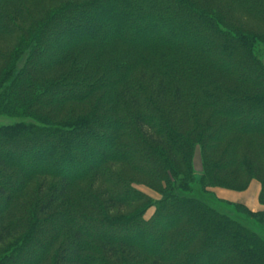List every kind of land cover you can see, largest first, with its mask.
Here are the masks:
<instances>
[{"label":"trees","instance_id":"16d2710c","mask_svg":"<svg viewBox=\"0 0 264 264\" xmlns=\"http://www.w3.org/2000/svg\"><path fill=\"white\" fill-rule=\"evenodd\" d=\"M1 38L0 112L32 121L0 127V264H264V212L205 200L256 180L264 203V0H0ZM141 183L171 193L150 220Z\"/></svg>","mask_w":264,"mask_h":264},{"label":"rangeland","instance_id":"374dc122","mask_svg":"<svg viewBox=\"0 0 264 264\" xmlns=\"http://www.w3.org/2000/svg\"><path fill=\"white\" fill-rule=\"evenodd\" d=\"M80 2H83V0H79ZM242 20H244L246 22V20L244 18H241ZM250 25V24H247ZM67 35V34H64ZM10 41V40H8ZM6 39L1 38L0 39V50H4L7 51L8 49V42ZM55 42V41H54ZM62 41L57 42L58 46H65L66 44L64 43H60ZM12 49V48H11ZM254 54L256 57H258V59L260 61H262V63L264 64V44L260 43V42H256V45L254 47ZM28 53H26L21 60L17 63V71L15 72V76L18 75L19 70L21 69L25 59L27 58ZM9 86L11 85L10 83L8 84ZM36 111V110H33ZM38 112V111H36ZM32 120L30 119L29 116H23L21 118H14L12 116H8L6 114H3L2 112H0V127H6V126H11L14 124H18V123H30ZM92 147L95 146H102L103 150L105 152L109 151V143L107 138L105 137H99V140L96 142H92L90 143ZM74 147L71 149V154L72 156L74 155H78L80 153L81 150L86 151V155H89V148L85 149L83 147H80L77 143H75V145H73ZM17 148V146H16ZM9 149L13 150V147H9ZM15 150V149H14ZM18 154V162L16 161V163L22 164V165H27L26 163L30 162L31 160H33L34 156L29 155L24 153L23 150H21L20 148L16 149ZM14 152V151H13ZM91 154V153H90ZM110 156H113L111 154H108ZM31 156V157H29ZM114 157V156H113ZM201 151L200 148L197 146L196 147V151L193 153V157H192V176H193V185L196 187H199L202 176L204 174L203 172V167H202V160H201ZM29 160V161H28ZM108 166L111 167V169L113 168L114 171L118 172L121 169H124V166L122 165H114L113 163H108ZM128 175L132 176L133 174L128 173ZM92 177L90 176V178L88 180H85L81 183H79V186H82L83 184H88L89 182H91ZM145 181V180H144ZM43 182L44 186L43 187H39V184ZM59 182V179L55 178V177H37L35 178L29 188L20 193L18 198H17V203L21 204V205H25V206H21V207H26L29 208L31 211L36 207L37 205H41L42 202H45L49 196V194H51L50 192H52L55 184H57ZM84 185V186H85ZM82 186V187H84ZM101 186L102 184L100 183V185H98V188L101 190ZM133 188H137V190H139L140 192L146 194L149 199L151 200V208L146 212L145 214V219L146 220H150L152 219V217L154 216L156 209L158 207V205L160 203H162V201H169V198L171 196V193L168 191H155L154 189H151L150 187L147 186V184H143L141 183L140 185L138 184H133L132 185ZM262 192V187H261V183L259 181L253 180L249 183V185L245 188V189H241V190H233V189H229V188H225V187H221V186H210L208 189V193L207 196H205V200L208 201L210 204L212 203L213 206H218L216 205V202L226 206L227 208H230V211H232V215H234V213H238L239 215H243V217H247L249 219H251L249 217L248 214V210L253 211V212H264V203H261L260 201V195ZM0 198H2V196H0ZM3 199V198H2ZM32 202V203H31ZM31 203V205H29ZM237 206V207H236ZM239 207V208H238ZM226 211V210H224ZM130 210H127L126 213H130ZM113 215H117V213H113ZM262 217V218H261ZM260 219H264V216H261ZM255 221V220H253ZM251 222V220H250ZM256 223V221H255ZM258 225L261 228H264L263 225H260L258 223ZM121 233H123L122 231H120ZM130 233V234H129ZM128 233V239L127 240H135L134 236H131V232ZM133 234V233H132ZM135 234V233H134ZM156 235L153 237V241L156 242ZM156 239V240H155ZM15 241V240H14ZM15 246H17V242H13L12 241H8L5 243L4 246L0 247V259L3 258V255H5V253L10 252L12 248H14ZM56 250V248L53 250V252ZM210 253V252H209ZM208 253V254H209ZM45 264V263H43Z\"/></svg>","mask_w":264,"mask_h":264}]
</instances>
